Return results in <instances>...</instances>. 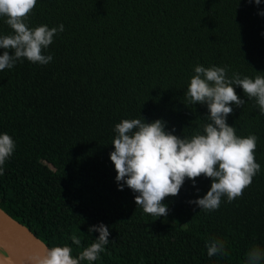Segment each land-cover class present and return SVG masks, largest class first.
I'll return each instance as SVG.
<instances>
[{
	"label": "trees",
	"instance_id": "obj_1",
	"mask_svg": "<svg viewBox=\"0 0 264 264\" xmlns=\"http://www.w3.org/2000/svg\"><path fill=\"white\" fill-rule=\"evenodd\" d=\"M260 12L264 0H37L29 27L64 31L44 50L48 64L22 59L0 71V134L16 143L0 175V208L74 256L98 238L90 226H108L110 243L92 264H246L253 246L264 248V115L242 88L245 104L233 105L227 123L240 137H258L261 167L241 197L222 198L217 210L188 203L210 189L200 176L164 200L167 217L146 214L136 193L118 190L110 152L124 119H162L181 137L203 133L207 106L186 96L194 68L264 74ZM5 20L0 35L12 31ZM211 239L222 240L227 255L209 257Z\"/></svg>",
	"mask_w": 264,
	"mask_h": 264
},
{
	"label": "clouds",
	"instance_id": "obj_2",
	"mask_svg": "<svg viewBox=\"0 0 264 264\" xmlns=\"http://www.w3.org/2000/svg\"><path fill=\"white\" fill-rule=\"evenodd\" d=\"M256 5L261 0H248ZM37 0H0V17H6L5 23L11 33L0 35V71L11 69L22 59L32 63L46 65L52 61V55L44 50L53 43L58 32L64 31V25L49 28L48 25L29 27L27 21ZM259 15L264 16V12ZM227 66L197 65L190 78L186 96L191 104L206 105L208 115L203 133L189 137L174 135L166 130V122L157 119L146 122L143 117L124 119L115 125V137L112 141L114 151L110 160L117 173L115 180L118 190L125 185L136 193L134 200L143 211L155 217H167V197L179 194L185 180H191L195 187L200 176L211 180L210 189L203 197L188 201L200 210L211 212L219 209L222 198L231 203L241 197L260 171L255 160L258 137L249 134L246 137L236 135L234 126L227 118L235 107H243L245 100L236 93V87L244 94L254 98L260 115H264V74L255 78L239 73L227 75ZM16 143L8 133L0 134V175L4 174L5 162L13 155ZM197 192L199 189H196ZM98 232V238L78 255L65 244L50 248L39 264H81L100 259L110 243L109 227L100 223L90 226L88 233ZM73 244L81 245V239L73 234ZM209 257L227 255L222 240L211 239L206 242ZM110 254V253H109ZM246 264H264V248L253 246L246 254Z\"/></svg>",
	"mask_w": 264,
	"mask_h": 264
},
{
	"label": "water",
	"instance_id": "obj_3",
	"mask_svg": "<svg viewBox=\"0 0 264 264\" xmlns=\"http://www.w3.org/2000/svg\"><path fill=\"white\" fill-rule=\"evenodd\" d=\"M0 241L11 259L10 264H39L50 249L24 225L0 208Z\"/></svg>",
	"mask_w": 264,
	"mask_h": 264
},
{
	"label": "bare ground",
	"instance_id": "obj_4",
	"mask_svg": "<svg viewBox=\"0 0 264 264\" xmlns=\"http://www.w3.org/2000/svg\"><path fill=\"white\" fill-rule=\"evenodd\" d=\"M10 257L11 256L7 254L6 249L4 248V244L0 241V264H10L11 259H7Z\"/></svg>",
	"mask_w": 264,
	"mask_h": 264
}]
</instances>
